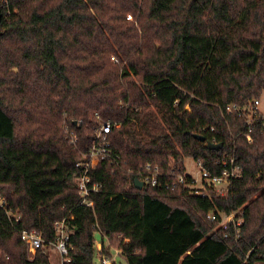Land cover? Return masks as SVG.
<instances>
[{"label": "trees", "instance_id": "obj_1", "mask_svg": "<svg viewBox=\"0 0 264 264\" xmlns=\"http://www.w3.org/2000/svg\"><path fill=\"white\" fill-rule=\"evenodd\" d=\"M9 7V16L0 10V194L21 216L16 229L52 242L55 224L73 216L71 264L93 263L95 221L125 264L264 263L263 117L246 124L264 93V0ZM106 121L118 125L107 135L117 159L90 169L101 185L91 210L79 205L74 165ZM225 155L242 174L224 196L134 185L146 165L173 183L171 171L184 172L185 159L218 176ZM238 210V232L213 231L206 221L210 212ZM103 252L110 256L104 241ZM0 264H49L41 249L28 261L1 213Z\"/></svg>", "mask_w": 264, "mask_h": 264}, {"label": "built area", "instance_id": "obj_2", "mask_svg": "<svg viewBox=\"0 0 264 264\" xmlns=\"http://www.w3.org/2000/svg\"><path fill=\"white\" fill-rule=\"evenodd\" d=\"M0 10H2L5 16H9L11 13L15 12V10H11L9 7V0H0ZM258 105L259 100H255L253 102V107L248 109L249 115L246 121L248 126L252 124L253 117L256 116L258 112ZM232 110H237V108L233 105L227 108L228 112H231ZM244 110L241 111L244 112ZM262 117L264 129V116ZM113 127H118V125L115 123L113 124L111 121L98 122L97 127L95 128L94 139L91 142L89 154L83 156V158L77 161L74 165V168L79 171L78 174L74 176L73 183L77 188V194L80 200L79 205L81 207L93 210L91 197L93 194L98 193L101 188L100 184L91 181L89 176L90 169L95 168L99 163L106 160L112 162L117 159V157L113 156L111 152L107 138V135ZM66 137L69 139V143L75 147L77 144V138L68 132H66ZM221 166L222 172L218 176H212L210 173L198 167V176L196 178L187 174L185 167L184 172L181 173H179L180 171L175 173L174 170H172L171 176L174 179V182L167 183L165 176L160 172L157 166L152 167L146 165L140 170V172H138L139 177L136 180L141 182V189L144 187H157L163 188L164 190H170L175 187H182L188 195L197 196L203 199L208 197L210 191L216 195L224 196L232 183L241 178L242 171L232 156L225 155L221 162ZM0 213L6 217L10 227L17 232L20 240L25 246L28 261H32L37 254V250L41 249L48 256L49 264H51L50 254L52 251L58 254V264H71L70 253L72 252L73 247L70 243V235L74 230V226L72 225V222H74L73 216L63 218L60 222L55 224V238L54 241L50 242L45 240L41 234L34 230H17L15 224L19 222L21 216L18 212H14L8 207L5 198L1 194ZM206 221L209 222V224H213V231H216L218 228L227 230L231 227L238 232V228L242 223V214L240 213V210L229 214H223L217 211L210 212L206 215ZM93 228L95 231L94 261L92 264H122L120 260L121 257L124 256L118 249L112 248L108 244L106 238L102 236L99 231L96 221L93 224ZM224 238L226 239L227 235H224ZM102 240L105 242L106 248H109L110 256H107L103 252Z\"/></svg>", "mask_w": 264, "mask_h": 264}, {"label": "rangeland", "instance_id": "obj_3", "mask_svg": "<svg viewBox=\"0 0 264 264\" xmlns=\"http://www.w3.org/2000/svg\"><path fill=\"white\" fill-rule=\"evenodd\" d=\"M259 106L258 109L260 112L264 114V93L259 99ZM184 167L187 172V174L191 175L192 177L196 178L198 176V166L191 160V159H185L184 160ZM121 263L125 264L126 260L124 257H121ZM50 262L51 264H58V254L56 252H53L50 254ZM264 264V263H260Z\"/></svg>", "mask_w": 264, "mask_h": 264}, {"label": "water", "instance_id": "obj_4", "mask_svg": "<svg viewBox=\"0 0 264 264\" xmlns=\"http://www.w3.org/2000/svg\"><path fill=\"white\" fill-rule=\"evenodd\" d=\"M0 23H1V15H0ZM195 140L199 141V142H202L204 143L205 142V138L203 136H200V135H194L193 136ZM206 147L209 149V150H220L222 148V145L221 144H213V143H209L207 142L206 143ZM134 185L135 187L140 190L142 188V184L140 181L138 180H134Z\"/></svg>", "mask_w": 264, "mask_h": 264}, {"label": "crops", "instance_id": "obj_5", "mask_svg": "<svg viewBox=\"0 0 264 264\" xmlns=\"http://www.w3.org/2000/svg\"><path fill=\"white\" fill-rule=\"evenodd\" d=\"M260 105V104H259ZM258 105V106H259ZM258 112L260 113V115H262V116H264V114L262 113V112H260V110L258 109ZM258 264H260V263H258Z\"/></svg>", "mask_w": 264, "mask_h": 264}]
</instances>
